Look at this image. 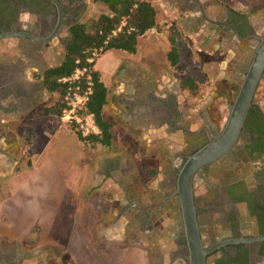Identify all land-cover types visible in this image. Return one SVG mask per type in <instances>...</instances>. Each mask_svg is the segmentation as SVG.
<instances>
[{"label": "rangeland", "instance_id": "rangeland-1", "mask_svg": "<svg viewBox=\"0 0 264 264\" xmlns=\"http://www.w3.org/2000/svg\"><path fill=\"white\" fill-rule=\"evenodd\" d=\"M234 1L236 0H212L214 5L228 7L229 5L235 6ZM240 1L249 2L252 6L256 5L255 7H259L260 9L263 7L260 12H254L252 17L255 20L259 19L261 22H264V0ZM154 6L157 10V25L148 30L143 36L139 37L135 53L131 54L122 50H109L100 54L95 63V68H97L99 61L106 60L107 58L111 59L110 64L107 66L104 73L99 69L101 79L109 89L108 103L104 107V116L117 123L113 132L114 143H112L108 150H112L114 154L119 152L126 157L125 163L128 166L126 169L131 172V175L126 177L129 190L128 192H125L126 197L124 198L130 199L131 204L141 206L143 211L149 204V201L158 202L163 195L160 196V194L150 191L151 188L148 183V178L151 177V175L147 172L146 168L143 169L140 167H143V163H147V161L153 164L154 168L156 166L154 164L157 163H165V165H169L170 157L176 161L177 155H179L182 147L170 144L167 145L159 140L142 142V140L138 138L137 132L133 129L128 130L129 134L123 132L124 129H126V123H124L117 114L113 113L114 104L112 103L114 102V99L111 101L112 96L116 94L115 91L117 86L120 85L118 82L119 79L117 78V76H119L117 75V70L125 65L126 69L130 67V69L135 71H152V76L156 79L162 77L163 81L167 82L169 87H171L172 84L173 93L182 113V118L189 115L206 125H213V128L215 129H221L228 116L229 105L233 103L239 84L251 59L250 56L257 43L255 38L243 40L239 45L236 39L232 42H228L226 39L227 36H230L231 32L216 29L206 30V28L210 27L208 25L209 22L203 24L205 31L201 37L195 36L194 31L192 30H190V32H182L181 45L179 46V63L183 70L192 74L194 80L199 86L198 94L192 95L187 91L180 89L179 77L181 72L179 69L170 65L166 56V52L170 47L167 28L170 24H177L175 20L177 15H175L171 9L169 10V8H167V1H163L160 7L159 5ZM92 13H94V11L92 5H90L89 12L84 19H87ZM222 13L225 12L223 10L219 11L217 16L220 22H224ZM185 27H187V25L182 26L181 24L179 26L181 29H184ZM255 27V33H257V35L264 34L263 26L258 27V24H256ZM244 46L247 47L244 49ZM244 51H246V53ZM239 59L242 61H239ZM61 60L62 53H60V55L57 54L56 59H51L48 62V65L54 66ZM99 67H101V63L99 64ZM53 95H55V93ZM254 97V102L264 109V74L258 84ZM39 119L44 120L43 118ZM37 124L42 125L44 130L46 129L45 133L49 131L46 133V136H49L47 137L49 139L47 149L54 153V161L52 165L58 170V174L47 175V183H45L44 186H38L35 184V179L38 177L37 172L31 173L29 178L26 175V181L22 180L23 176H18V194L16 196V201L13 198L6 199L8 197L7 193L5 192L3 194V189L0 188V226L4 227L5 219L7 217L10 219L13 218L11 217L12 211L15 212V215L16 213L18 214V212L21 214V211L24 208V214L27 215L28 212L33 210L35 213L34 217H36L37 221H40L37 224L42 229L41 232L36 233L38 234L36 236H41L44 234L43 227L47 225L44 220L49 219L50 221H55L56 224H50L51 226H55L60 222L61 217H63L61 215L63 211H65L64 213H69V211H71L70 207H59V205L64 204L67 200L66 188L70 181L69 175L68 179H65L67 177V171L68 169H71L70 173H73L76 169H80L75 167L77 163H82V165L86 164L90 150L85 148L83 143L77 139L74 134V131H76L77 128L73 123H68L70 130L66 124L62 122L59 124L57 132L52 130L53 128L51 126H46V121H41V123ZM47 128L52 129L47 130ZM53 134L54 136H52ZM42 156L48 158V151L44 150ZM166 156L168 157L167 159H165ZM141 170L142 173L139 174V171L141 172ZM58 177L59 180H57ZM121 178L122 177L119 179L121 180ZM212 180L213 179H210V181ZM53 183L55 185L51 188L50 184ZM44 187L47 188L45 189ZM23 190L28 192L26 195L32 196L34 199L24 196ZM173 190L174 186L171 193H173ZM200 191H204V186L199 180H197L196 176L194 188L195 196L196 194L198 196ZM115 193L120 194V197L122 195V192ZM140 197L142 198V202L139 201ZM174 199L177 200L175 196ZM15 204L16 206H14ZM119 204L120 206L123 204H129V201L125 200L124 202L122 199ZM64 213V216L68 215ZM162 213L163 212H158V215L151 217V219L153 218L155 221H150L146 220L144 216H141L138 212L128 211L126 215L127 219H129V224H127L125 240L122 241L123 245L138 246L140 243L147 254L146 264H182L179 256H173V253L175 254L178 250L179 244L177 245V239L182 233L181 219L176 217L177 219L173 218V220H171V218H169L168 222L163 224L162 221L163 219L165 220V218L162 219ZM19 214L16 215L18 221H20L18 218L21 217ZM139 220L141 223H138ZM31 223L33 222H29L28 220L22 222V225L19 223H13L10 226V232L16 233L24 231L27 235H30L27 232ZM66 225L68 224L66 223ZM23 226L28 228L18 230V227L22 228ZM171 230L173 231L172 236L169 235L172 232ZM1 234L3 235L4 232H1ZM217 234V236H219L218 230ZM49 235L54 236V233L49 232ZM172 237H174L173 240ZM203 238L206 240L205 235ZM7 240L8 239L5 238L0 239V264H4L2 257L6 255V253L10 254V249L7 248L9 245L6 246V244L9 243ZM32 241L33 240H29V238L23 239V242L27 245H31ZM23 242H20L19 240L18 248L15 249L16 251L14 252V255H11L12 259L16 258L15 264H37V259L39 258L38 254H27L28 251H26ZM171 252L172 255H170ZM50 257V264L70 263L67 256H65V261H63V258H60V256H55L57 258H54V255H51ZM92 257V260L88 259V264H95V262L97 264H106V261H108L103 256H98V260L95 256ZM212 260L213 257L210 256L207 264H213Z\"/></svg>", "mask_w": 264, "mask_h": 264}, {"label": "flooded vegetation", "instance_id": "flooded-vegetation-1", "mask_svg": "<svg viewBox=\"0 0 264 264\" xmlns=\"http://www.w3.org/2000/svg\"><path fill=\"white\" fill-rule=\"evenodd\" d=\"M150 1L159 7L167 1V6L178 12L175 17L178 25H173L180 33L192 30L195 36L201 37L205 31L203 24L209 22L210 27L206 30L231 32L226 39L228 42L236 39L239 45L243 40L255 38L253 26L246 16L226 12L223 14L224 22H220L218 14L210 8L213 7L212 0ZM90 5L92 0H0V33L15 34L0 39V44L5 39L10 41L7 49L15 61L14 65H0V78L11 81L22 74L43 76L51 67L48 65L51 59H56L60 53L62 58L65 55L70 28L87 20L84 18ZM181 24L187 27L181 29ZM117 71L121 77L128 75L122 94L112 96L118 108L123 107L121 114L128 112L127 115H131V109L147 108L151 115L146 120L151 118L158 129L172 135L173 146L182 147L176 161L173 160L169 166L174 183L186 156L202 146L208 135H213L214 126L189 115L182 118L172 84L169 87L162 77L156 79L152 71L128 70L125 65ZM126 89H131V92ZM258 108L260 116L252 117L248 127L244 125L231 151L194 176V188L196 176L204 186V191H200L198 196L194 194V201L205 248L225 239L264 236V109L259 105ZM170 194L171 191L164 196L169 198ZM183 239L182 236L178 238L181 246L179 258L182 264H187ZM14 250L12 248L10 254L4 252V264L16 263V258L11 257ZM210 256L213 264H217L219 258L223 264H264V240L228 242L215 248L207 256V263Z\"/></svg>", "mask_w": 264, "mask_h": 264}, {"label": "crops", "instance_id": "crops-1", "mask_svg": "<svg viewBox=\"0 0 264 264\" xmlns=\"http://www.w3.org/2000/svg\"><path fill=\"white\" fill-rule=\"evenodd\" d=\"M234 4L235 6L229 5V7L213 4V7L210 8H213V11L217 14L223 10L225 13L232 11L236 14L246 16L250 20L254 32L256 30V24H258V27L263 26L262 28H264L263 21L261 22L259 19L255 20L252 17L254 12H260L263 7L260 9L259 7H255L256 5L252 6L249 2L240 0L234 1ZM171 11L175 15L178 13L174 9H171ZM256 35L257 33H255ZM6 40H3L0 44V65H14L15 61L12 60L13 58L11 59L12 55L9 54L10 52L7 49V46L11 44L10 41L8 42ZM244 52L246 53V51ZM110 60V58H107L106 60L99 61L96 69H101V72L104 73L110 64ZM239 61L242 60L239 59ZM100 63L101 67H99ZM128 70L132 69L129 67ZM120 77L117 76L119 79L118 82L120 83L115 91L117 97L122 94L124 84L128 81V75ZM126 90L129 93L131 92V89ZM54 93L55 95H53ZM57 99L58 94L56 92L50 93L45 89L42 76L31 77L28 74H22L18 77H13L11 81H7L3 77L0 78V188L3 189V194L5 192L7 193L8 197L6 199L13 198L16 201L18 194V176H23L24 179L22 178V180L26 181L31 173L37 172L38 177L35 179V184L44 186L47 183V175L58 174V170L52 165L54 153L47 149L49 142L47 137L49 136H46V133L49 131L45 133L46 129L44 130L42 125L37 124L41 123V121H46V126L53 128H47V130L52 129L55 132H57L59 124L62 122L68 128L70 127L67 122L61 119V116L43 111L45 107L52 106ZM111 101H113V98H111ZM115 103V101L112 103L114 104L113 113L119 115V118L126 123V129L123 131L125 134H129L128 130L133 129L137 132L138 138L142 142L159 140L167 145H172V135L169 136L165 131L158 129L151 118L146 120L147 116L149 114L151 115L147 108L131 109L133 112L131 115H127L128 112L121 114L124 111L123 107L118 108ZM39 118H43L44 120ZM106 119L109 120L108 118ZM109 121L112 123L114 132L117 123L116 121ZM74 134L81 141L75 131ZM112 143H114V137H112ZM83 146L89 149L90 152L88 153L86 164L82 165V163H77L75 165V167L80 169H76L73 173H70L71 169L67 171V177L65 179H68V175L70 177L68 187L66 188L67 200L64 204L59 205V207H70L71 211L69 213L62 212L61 215L63 217H61L60 222L57 224L58 226L50 225L56 224L55 221H50L49 219L44 220L47 224L43 227L44 234L36 236L38 235L36 233L42 231L37 224L40 221H37L36 217H34L35 213L33 210L25 215L23 208L21 214L18 212L21 216L18 218L20 221L17 220L16 215L18 214L16 213L15 215L14 211H12V219L5 216L7 218L5 219L4 227L0 226V239H8L7 241L9 243L6 246L9 245L7 248L10 250L12 248H18L19 240L20 242H23V239L26 238L33 240L31 245H27L25 242H23V245L26 251H28L27 254H38L37 264H50L51 255H54V258H57L55 256H60V258H63V261H65V256H67L70 261L69 264H88V259L92 260V256H95L97 260L98 256H103L108 260L106 264H146L147 254L140 243L138 246L123 245L122 241L125 240L127 224H129V219H127L126 214L128 211L138 212L146 220L155 221L151 217L158 215V212H163L161 217L166 220L163 219V224L167 223L169 218L171 220L176 217L181 219L179 217V205H177V201L172 197V193L169 198L168 196H164L166 192H172L174 186V180L170 177L169 173V166L173 161L172 157H170L169 165L157 163L154 164L156 165L154 168L153 164L147 161V163H143V167H140L143 169L146 168L147 172L150 167L155 169L153 175L148 172L151 175L148 178V183L151 188L150 191L160 194V196L163 195L158 202L149 201V204L143 211L141 206L131 204L130 199L124 198L126 197L125 192L129 190L126 177L131 175V172L126 169L128 167L125 163L126 157L119 152L114 154L112 150H108L109 148L104 146L84 143ZM44 150L48 151V158L42 156ZM167 158L166 156L165 159ZM141 173L142 170L141 172L139 171V174ZM26 175L27 177H25ZM120 177H122L121 180L119 179ZM57 180H59V177ZM50 185L52 188L55 184ZM115 192H122V198L120 194ZM26 193L28 194L26 190H23L24 196L34 199V197L28 196ZM122 199L124 202L125 200L129 201V204L120 206L119 202ZM139 201L142 202L141 197ZM63 213L68 215L64 216ZM25 220L33 222L30 224L27 232L30 235H27L24 231L16 233L10 232V226L13 223L22 225V222ZM138 223H141V221L139 220ZM27 228L24 226L22 228L18 227V230ZM1 232H4V234L2 235ZM49 232H53L54 236H50ZM172 234L173 231L169 235L172 236ZM173 239L174 237H172ZM180 251L181 246L178 245V250L175 254L173 253V256L178 257ZM170 255H172V252ZM95 264L97 263L95 262Z\"/></svg>", "mask_w": 264, "mask_h": 264}, {"label": "trees", "instance_id": "trees-1", "mask_svg": "<svg viewBox=\"0 0 264 264\" xmlns=\"http://www.w3.org/2000/svg\"><path fill=\"white\" fill-rule=\"evenodd\" d=\"M92 13L87 20L74 24L69 30L70 39L66 45L65 55L54 66L46 69L42 76L45 89L58 94L57 101L44 108L45 113H54L61 116L63 104L62 97L66 84L60 82L62 77L70 76L76 67L86 68V74L91 82V93L86 103V110L93 114L94 121L100 132L83 136L76 130L78 138L84 144L100 145L109 148L112 144V123L104 115V106L108 101L109 89L101 79L100 72L95 68V63L100 54L109 50H122L127 53H135L139 37L157 25V10L150 0H92ZM254 11V10H252ZM168 41L170 47L166 52L171 66L180 70V89L192 95L198 94L199 86L192 74L183 70L180 66L179 46L181 45V33L179 29L170 24L168 26ZM92 52L99 53L91 62H88ZM84 84V83H83ZM260 116L258 105L253 103L249 109L245 121L248 127L252 117ZM155 173L153 167L148 171ZM185 240H182V244ZM221 258L217 264H223Z\"/></svg>", "mask_w": 264, "mask_h": 264}, {"label": "water", "instance_id": "water-1", "mask_svg": "<svg viewBox=\"0 0 264 264\" xmlns=\"http://www.w3.org/2000/svg\"><path fill=\"white\" fill-rule=\"evenodd\" d=\"M14 35L13 32H2L0 39ZM255 39L257 43L233 103L229 105V113L224 125L221 129H215L213 135H208V140L202 146L186 156L175 178L172 195H176L179 205L181 236L185 240L187 264H207V256L215 248L228 242L264 240V236L225 239L210 248H205L196 215L193 186L195 174L231 151L239 139L249 109L255 100L256 89L264 74V34L256 35Z\"/></svg>", "mask_w": 264, "mask_h": 264}, {"label": "built area", "instance_id": "built-area-1", "mask_svg": "<svg viewBox=\"0 0 264 264\" xmlns=\"http://www.w3.org/2000/svg\"><path fill=\"white\" fill-rule=\"evenodd\" d=\"M98 54L97 52H92L88 62H91ZM85 74V67H76L70 76L59 79L60 82L66 84L65 93L62 97L61 119L65 122L73 123L83 136L100 132L94 121L93 114L86 110V103L91 93V82L88 75L84 77V84L81 82V78Z\"/></svg>", "mask_w": 264, "mask_h": 264}]
</instances>
